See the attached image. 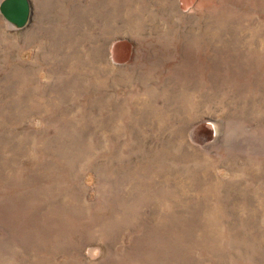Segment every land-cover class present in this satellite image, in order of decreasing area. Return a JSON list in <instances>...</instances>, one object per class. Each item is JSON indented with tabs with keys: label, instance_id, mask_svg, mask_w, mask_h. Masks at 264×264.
I'll return each mask as SVG.
<instances>
[{
	"label": "rangeland",
	"instance_id": "374dc122",
	"mask_svg": "<svg viewBox=\"0 0 264 264\" xmlns=\"http://www.w3.org/2000/svg\"><path fill=\"white\" fill-rule=\"evenodd\" d=\"M31 1L0 14V264H264V0Z\"/></svg>",
	"mask_w": 264,
	"mask_h": 264
},
{
	"label": "water",
	"instance_id": "95a60500",
	"mask_svg": "<svg viewBox=\"0 0 264 264\" xmlns=\"http://www.w3.org/2000/svg\"><path fill=\"white\" fill-rule=\"evenodd\" d=\"M0 14L16 29L26 28L33 19L31 0H2Z\"/></svg>",
	"mask_w": 264,
	"mask_h": 264
},
{
	"label": "bare ground",
	"instance_id": "6f19581e",
	"mask_svg": "<svg viewBox=\"0 0 264 264\" xmlns=\"http://www.w3.org/2000/svg\"><path fill=\"white\" fill-rule=\"evenodd\" d=\"M108 7V6H107Z\"/></svg>",
	"mask_w": 264,
	"mask_h": 264
}]
</instances>
